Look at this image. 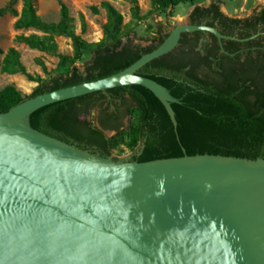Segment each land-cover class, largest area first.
<instances>
[{"label": "water", "instance_id": "95a60500", "mask_svg": "<svg viewBox=\"0 0 264 264\" xmlns=\"http://www.w3.org/2000/svg\"><path fill=\"white\" fill-rule=\"evenodd\" d=\"M197 30L235 38L177 21L123 70L0 113V264H264V158L119 160L29 123L49 103L127 84L150 89L175 123L170 103L179 100L137 70Z\"/></svg>", "mask_w": 264, "mask_h": 264}, {"label": "trees", "instance_id": "16d2710c", "mask_svg": "<svg viewBox=\"0 0 264 264\" xmlns=\"http://www.w3.org/2000/svg\"><path fill=\"white\" fill-rule=\"evenodd\" d=\"M197 1L152 0V9L165 12L181 3H190L192 24L206 21L214 26L218 18L220 33L240 38L264 31V6L237 17L220 10L222 0H210L208 5ZM21 2L14 27L32 28L39 33H19L15 41L57 55L58 71L41 80L27 72L17 48L10 46L5 52L0 48V53H4L0 60L3 73H21L37 81L26 95L13 84L0 88V113L25 98L121 71L142 54L157 48L170 32L157 23L153 35L138 37L130 24L123 23V15L116 7L103 0L100 7L106 12V21L102 38L88 42L75 32L65 3L60 4L59 19L49 22L37 13L35 0ZM92 9L98 10L96 6ZM4 10L1 7L0 14ZM133 17L142 18L137 5ZM187 34L182 33L180 43L187 45L188 50L178 47L137 70L138 74L165 86L179 100L170 103L175 123L150 89L141 84H127L44 105L29 115L30 126L103 156L112 155V149L128 138L131 146L142 145L131 159L138 162L196 154L264 158V34L247 41L228 40L224 47L229 55L216 54V44L200 55L195 51L197 38L187 39ZM58 35L70 38L71 53L58 52L55 40ZM85 54L88 56L83 59ZM130 109H135L137 122L130 120L125 125ZM92 114L97 126L89 119ZM105 130L115 133L107 137Z\"/></svg>", "mask_w": 264, "mask_h": 264}, {"label": "rangeland", "instance_id": "374dc122", "mask_svg": "<svg viewBox=\"0 0 264 264\" xmlns=\"http://www.w3.org/2000/svg\"><path fill=\"white\" fill-rule=\"evenodd\" d=\"M103 0H35L37 13L46 21L56 22L60 16V4L65 3L69 9L72 18V24L75 32L88 42L98 41L102 38V26L106 21V12L100 7ZM123 15V23L130 24L136 31L138 37H149L154 34L157 23L165 30H171L178 22H187L188 14L193 5L190 3H181L174 9H168L165 12H157L152 9V0H108ZM200 4H208L210 0H198ZM139 8V15L142 18L133 17L135 6ZM22 6L21 0H0V8H5L0 14V48L5 52L10 46H14L20 52V58L28 73L41 80L48 79L52 74L58 71V56L49 54L36 48H30L22 42L15 41V35L19 33L29 34L37 32L35 29H16L14 22L16 13L20 12ZM96 6L97 11L92 7ZM264 6V0H222L220 9L227 15L242 17L249 15L253 9ZM58 45V52L69 54L72 52L70 38L58 35L55 37ZM143 43H148L143 41ZM4 53H0V60ZM87 54L83 59L87 58ZM81 66L82 63H79ZM82 68V67H81ZM7 84H13L22 94H29L37 81L29 79L21 73H3L0 70V88ZM130 114L125 120L126 125L136 123L135 109H130ZM93 125L97 126L95 114L89 116ZM115 132L106 133L111 137ZM142 145L131 146L128 138L119 143L112 149V157L119 160H131L139 153Z\"/></svg>", "mask_w": 264, "mask_h": 264}, {"label": "flooded vegetation", "instance_id": "af4514ba", "mask_svg": "<svg viewBox=\"0 0 264 264\" xmlns=\"http://www.w3.org/2000/svg\"><path fill=\"white\" fill-rule=\"evenodd\" d=\"M210 3V2H209ZM208 3V4H209ZM206 4V5H208ZM193 8V7H192ZM221 10V9H220ZM191 11V10H190ZM222 11V10H221ZM223 12V11H222ZM187 22L191 23V19L189 18V14H188V18H187ZM200 24H206V25H209L205 22L203 23H200ZM212 26V25H210ZM221 26V20L220 19H215L214 21V26L217 30L218 28ZM197 31H202L200 34H194L192 33L191 31L189 32H183V33H188L187 34V39H195L197 38V41H196V47H195V51H198L200 55H204L206 54L207 50H208V47H212L213 44H216V46H218V52L216 54H225V55H229L230 53L228 51H226L225 49V45L227 43L228 40H237V41H247L249 39H253L254 37H256L257 35L259 34H264V31H257L256 33L250 35L249 37H243V38H240L236 35H228L227 33H222L224 35H227V36H232V37H235V38H221V40L214 34L212 33L211 31L209 30H197ZM219 31V30H218ZM211 34H213L216 39H214ZM182 35V34H181ZM182 37V36H181ZM181 37L179 39V43L177 44V46L174 48H178V47H182L184 50H188L189 47L187 45H184L182 43H180L181 41ZM186 39V38H185ZM221 42V43H220ZM173 49V50H174ZM210 57L213 58V56L211 55ZM125 125H126V122H125Z\"/></svg>", "mask_w": 264, "mask_h": 264}]
</instances>
